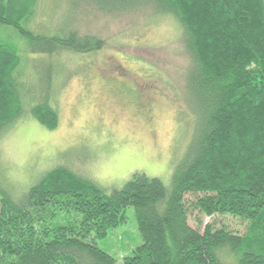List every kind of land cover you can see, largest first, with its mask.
Returning a JSON list of instances; mask_svg holds the SVG:
<instances>
[{
    "label": "trees",
    "instance_id": "trees-1",
    "mask_svg": "<svg viewBox=\"0 0 264 264\" xmlns=\"http://www.w3.org/2000/svg\"><path fill=\"white\" fill-rule=\"evenodd\" d=\"M39 2L0 0V136L29 113L49 130L59 126L48 98L26 103L22 54L96 52L110 41L116 47L113 37L38 34L32 25ZM92 6L129 26L134 20L133 27L167 18L183 32L190 144L169 185L134 174L108 193L63 166L20 196L0 182V264H117L97 241L127 223L129 208L142 244L122 264H264V0H92ZM150 113L146 107L139 115L151 128ZM187 196L203 216L237 219L246 231L193 229Z\"/></svg>",
    "mask_w": 264,
    "mask_h": 264
},
{
    "label": "rangeland",
    "instance_id": "rangeland-1",
    "mask_svg": "<svg viewBox=\"0 0 264 264\" xmlns=\"http://www.w3.org/2000/svg\"><path fill=\"white\" fill-rule=\"evenodd\" d=\"M37 10L32 28L38 34L77 32L80 38L105 42L113 37L116 47L110 41L96 52L22 54L26 103L31 107L38 104L35 98H48L59 114V126L49 130L29 113L1 135L0 182L14 197L20 196L44 174L63 166L108 193L122 188L134 174L169 185L194 131L183 78L189 61L180 56L183 32L167 18L143 20L134 27V20L131 26L130 20H111L93 10L92 0H40ZM125 83L142 86L144 97L155 101L151 128L139 115L141 106L128 102L120 87ZM194 198L186 197L193 229L203 231L212 224L246 231V224L237 219L203 216L192 207ZM141 244L133 208L127 210L125 225L97 241L117 264Z\"/></svg>",
    "mask_w": 264,
    "mask_h": 264
},
{
    "label": "flooded vegetation",
    "instance_id": "flooded-vegetation-1",
    "mask_svg": "<svg viewBox=\"0 0 264 264\" xmlns=\"http://www.w3.org/2000/svg\"><path fill=\"white\" fill-rule=\"evenodd\" d=\"M121 88H125V93L127 95V100L130 101L131 98L133 97L138 106H141L142 108H149L150 115L153 113L154 109V100H150L148 98H145L144 96L146 95L145 93L142 92V86H139L137 84H133L131 86L127 85L126 83L124 85H120ZM140 112V111H138ZM149 117V116H148ZM151 122L153 118L150 119Z\"/></svg>",
    "mask_w": 264,
    "mask_h": 264
}]
</instances>
